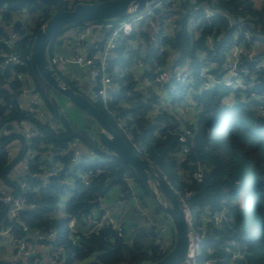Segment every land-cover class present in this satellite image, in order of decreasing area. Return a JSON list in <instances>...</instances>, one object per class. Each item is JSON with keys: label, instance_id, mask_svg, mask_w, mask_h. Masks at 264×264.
I'll list each match as a JSON object with an SVG mask.
<instances>
[{"label": "trees", "instance_id": "trees-1", "mask_svg": "<svg viewBox=\"0 0 264 264\" xmlns=\"http://www.w3.org/2000/svg\"><path fill=\"white\" fill-rule=\"evenodd\" d=\"M97 1L105 0H0V196L9 193L12 197L21 196L23 200L22 209L13 221L8 218V209L0 204V230L11 228L18 239L27 237L30 240L37 232L43 233L48 237L44 244L62 250L64 264L154 262L165 256L161 247H165L167 253L173 245L174 236L169 246L162 242L166 216L128 165L113 155L100 154L64 123L60 122L61 127L51 123V116L58 117L30 66L32 41L49 17L59 10H71L78 3ZM161 2L163 8L156 10L153 20L173 19V31L163 45L179 59L176 65L196 75L205 67L217 78H233L225 64L232 57L236 45L234 39L249 32L251 37L247 44L252 45L250 51L256 53L254 59L257 62L249 59L247 48L237 66L242 86L234 89L222 81L212 84L209 91H203L199 88L203 80L197 75L195 84L199 83V86L182 87L180 91L184 95L192 91L196 114L189 126L193 136L187 137L186 143L180 141V134L184 133L181 124L175 126L177 121L173 117L167 120L166 109H155L162 113L153 116V104L160 105L161 102L153 90L158 78L156 70L158 63L162 61L166 66V61L158 56L159 47L154 44L153 30L141 24L122 38L114 51L111 73L118 87L115 99L107 106L102 102L93 103L133 148L145 146L142 156L162 178L167 176L183 195L192 194L196 229L200 234L206 231L201 264L208 260L213 264H264V113L259 108L264 106V66H261L264 64V0ZM205 9L213 15L206 18ZM23 12L30 13L24 23L20 19ZM191 17L197 22L196 26L190 23ZM30 18L37 23L29 24ZM52 45L50 58L55 55ZM198 51L205 53L204 59ZM13 60L17 62L15 65L11 64ZM138 61L148 67L143 71L141 81L134 72ZM26 78L33 81L48 113L52 112L49 120L42 121L32 110L15 105ZM144 80L149 97L143 95L139 86ZM66 82L70 85V81ZM158 86L163 91L169 89L165 84ZM179 103L183 104L181 98ZM189 104L190 101L185 108ZM87 120L83 127L92 129L94 122ZM25 124L33 129L29 138L18 129H23ZM77 140L91 149L80 152L83 162L79 164L73 161V154L78 151L71 148ZM14 143L18 147L13 146ZM185 146L190 148L189 156L178 159ZM93 155L108 159L98 162L91 159ZM56 162L64 163V167L58 176L48 177ZM23 163L24 176L13 177L15 168ZM98 166H105V172L93 176L85 185L81 178L84 173L80 175L77 171L83 169L86 172ZM177 166L184 172L182 175ZM22 183L27 188H23ZM132 186L141 205L151 212L154 224L150 222L143 227L135 222L129 228L127 223L114 221L121 228V235L108 221L90 235L80 231L91 225L90 220L99 222L102 219V204L106 207V202L114 204L117 201L119 194L114 193V187L121 188L124 193L131 192ZM246 193H250L253 202L247 208L243 203ZM63 201L66 207L59 213ZM209 212L226 214L221 229H215L213 225V235L206 229L205 217ZM72 219L76 220L77 227H81L79 233L71 230ZM251 224H256L253 231L249 227ZM51 235H54L53 240Z\"/></svg>", "mask_w": 264, "mask_h": 264}, {"label": "built area", "instance_id": "built-area-1", "mask_svg": "<svg viewBox=\"0 0 264 264\" xmlns=\"http://www.w3.org/2000/svg\"><path fill=\"white\" fill-rule=\"evenodd\" d=\"M163 8V2L159 1L154 5L150 6L147 10L142 13L132 15L127 17L126 19L118 22L108 21V22H92L86 25L71 27V32L68 36L71 38L77 37L78 44L82 47V44L91 36L98 34L103 37V40H99V42L104 43L103 47L95 46L93 51H87L85 54H71V55H62L55 54L52 58H50L51 64L59 69H67L70 66H80L89 69L91 78L93 79L94 86L93 88L86 92L89 97L93 98L94 102H102L105 106L109 105L116 97L118 93L117 84L114 82L112 73H111V60L115 55V49L118 47L120 40L126 36H129L135 27L140 26L141 24L148 25L153 30L155 34L154 44L158 45V56L164 58L166 61V66H163L162 61L158 63V69L156 73L158 74V78L156 82L160 84L168 85L169 89L167 91H173L176 87L180 86H188L190 83H195L196 77L193 75L194 73L188 71L187 69L176 65L175 63L179 60L177 57L175 58L167 49L164 47L163 42L168 36L171 35L173 31V19L172 17H168L163 19L162 21L155 22L153 20L155 16L156 10H160ZM204 15L206 18H209L213 13L208 9H205ZM190 23L196 26L197 22L194 18H190ZM249 32L245 33L244 38L246 40H250ZM242 42L239 45H243ZM236 45L235 47H238ZM80 47V48H81ZM157 47V46H156ZM238 48H235V51L232 53V57L226 62L225 68L233 74V78L229 76H223L219 80L214 77V74L211 69L205 68L206 71L203 73V78H201L204 82L202 87L203 91H209L212 87V84H216L217 81H220L217 84H221L223 82L226 85L233 86L234 83L238 84V87L242 86V82L240 80V75L237 72V66L240 62L241 58L245 55V51H239ZM17 62L15 60L11 61L12 65H15ZM137 68L143 69L144 63L138 61L136 64ZM147 66V65H146ZM141 81V77H138ZM235 78V79H234ZM24 79V78H23ZM145 81V80H144ZM223 81V82H222ZM229 81L231 83L229 84ZM141 82L139 84L140 88ZM76 88H79L80 85L74 83ZM166 91V92H167ZM176 92V91H175ZM30 99V100H28ZM28 102H30L29 107H27ZM15 105L20 109H30L34 112L35 116L42 121L49 120V115L47 114V107L43 99L36 93V89L34 83L31 79H25V85L19 92L18 96L15 99ZM264 113V106L259 107ZM141 156L144 148L141 146L138 148H134ZM143 157V156H142ZM144 158V157H143ZM145 159V158H144ZM73 161L77 164L83 162L81 155L78 152H74ZM64 167V163L56 162L54 166L51 167L48 172V177L58 176L59 171ZM152 167V166H151ZM155 169L154 167H152ZM106 167L98 166L96 169H89L86 172L84 170L77 171V174L82 175V182L85 185H88L93 176H98L105 172ZM157 172L158 170L155 169ZM158 173V172H157ZM159 174V173H158ZM160 175V174H159ZM200 177L201 175L198 174ZM163 180L167 183V185L173 190L176 194V197L181 205L182 211L187 219L188 227H189V244H188V254L185 261L181 264H199V260L201 259L202 249L205 246V234H200L196 227L197 222L193 217V212L191 208L192 202V194L186 193L183 195L180 191L174 188L173 184L170 180H168L167 176H164ZM21 186L23 188H27L25 183H22ZM0 204L8 209V218L13 221L16 220L19 210L22 209L23 200L22 197H12L9 193H6L0 196ZM66 204L65 201L61 204L60 209L62 211L65 209ZM102 208V206H101ZM91 219V218H89ZM113 224V226L117 229L119 235H121L122 230L120 227L116 225L113 220L108 221ZM92 229L86 233V235H90L91 233L96 232L103 222L92 221L90 220ZM70 228L73 232H76L77 222L72 219L70 221ZM9 235L13 246L14 251L17 254V258L14 259L12 264H64L65 255L63 254L60 248H50V246L44 244V241L48 239L46 235L43 233H36V235H32V238L37 239L38 241L43 242L44 247H46L47 254H35L33 253L32 248V240L27 237L23 239H18L12 232L11 228H7L5 230H0V239L2 236ZM50 239H54V235L50 236ZM163 254L166 253V248H160ZM39 256H42L40 259ZM38 257V258H37ZM204 264H213L211 260L205 261Z\"/></svg>", "mask_w": 264, "mask_h": 264}, {"label": "water", "instance_id": "water-1", "mask_svg": "<svg viewBox=\"0 0 264 264\" xmlns=\"http://www.w3.org/2000/svg\"><path fill=\"white\" fill-rule=\"evenodd\" d=\"M161 0H105L94 3H78L71 10H59L49 17L36 32L30 50V66L36 82L54 110L60 122L73 134L103 155H113L128 165L146 187L157 208L165 215L174 230L171 249L161 259L142 264H181L188 254L189 227L181 205L173 190L149 163L124 139V137L99 112L86 92L73 88L63 80L59 69L50 61L51 45L71 27L92 22L122 21L139 14ZM71 106L92 120L95 126L85 128L71 119L61 102Z\"/></svg>", "mask_w": 264, "mask_h": 264}, {"label": "rangeland", "instance_id": "rangeland-1", "mask_svg": "<svg viewBox=\"0 0 264 264\" xmlns=\"http://www.w3.org/2000/svg\"><path fill=\"white\" fill-rule=\"evenodd\" d=\"M257 1H261V0H257ZM257 3H259V2H257ZM28 15H30V13H25V12H23V13H20V19H22V22L24 23L25 22V17L26 16H28ZM28 18V17H27ZM35 23H37L36 22V20L34 19V18H30L29 19V24H32V25H35ZM145 26V25H144ZM146 26H148L147 24H146ZM70 32H71V29H69V30H67V31H65L59 38H58V40H60L61 38H63V37H65L66 35H69L70 34ZM234 41H235V44L236 45H239V44H241L242 42L244 43L243 45H239L238 47H233L234 48V50H233V52L235 51V48H238V50L239 51H246L247 50V48H249L248 50L250 51V46H252V45H250V43L249 44H247L248 43V40H246L245 38H244V36L243 35H240V36H237L235 39H234ZM77 42H78V38L77 37H74V38H71L70 39V41L68 42L70 45H73V44H77ZM56 45H57V43H56V41L54 42V44L52 45V50H54V48L56 47ZM235 45V46H236ZM256 47V46H255ZM239 51L237 52V53H239ZM232 52V53H233ZM82 53L83 54H85L86 53V45L84 44L83 46H82ZM198 54L199 55H202V56H200L201 57V59H204L205 58V53L203 52V51H198ZM256 56V53H254V52H252V51H250L249 52V59L252 61V62H257L256 60L257 59H254V57ZM264 62V61H263ZM260 64H262V61L260 62ZM144 66H146L145 64H144ZM225 66H226V64H225ZM261 66H264V64H262ZM68 69V68H67ZM72 72H75V71H78V69H79V67H77V66H70V68H69ZM68 69V70H69ZM204 71H206V69H205V67H202L201 69H199V73H197V75H199L201 78H203V73H204ZM194 73V72H193ZM59 74L64 78V74H65V72L64 71H59ZM214 74V77L215 78H217V76L215 75V73H213ZM194 76H197L195 73L193 74ZM220 78H218V80H219ZM200 81H201V79H200ZM204 82V81H203ZM220 81H217V83H219ZM70 83V85L73 87V88H76L75 87V85H74V82L72 83V82H69ZM231 83V81H229V84ZM145 84V81L141 84V86L143 87V88H141L142 89V93H144L143 95H146L147 97H149V93H147L146 92V90H145V86H146V84ZM151 84V83H150ZM193 84H195V83H190L188 86H180V85H178L179 87H176V89H174L173 91H163L158 85V83L156 82V84H153V90L155 91V93L160 97V105H156V104H153V108H151V109H154L153 111H154V113L155 114H153V116H157V115H159L160 113H162V111H160V112H158V111H156L155 109H161V110H163V109H166L167 110V120H171V118L173 117V119L174 120H176L177 121V123L175 122V126L176 125H179V123L181 124L180 126H181V128H182V131L184 132V133H182V134H180V141H182V142H185L186 143V141H187V137H191V136H193V132H192V130L189 128V126H191L192 125V123L194 122L193 120H194V116H195V114H196V112H195V109H194V107H193V104H192V101H193V97H192V94H191V90H189V92H187L185 95L184 94H182V92L180 91V89L182 88V87H191V85H193ZM196 86L198 85H200L199 83H196L195 84ZM195 86V87H196ZM234 89L235 88H237L238 87V84L237 83H234L233 84V86H232ZM200 89H205V87H202V85H200V87H199ZM207 89V88H206ZM205 89V90H206ZM77 90H79V91H81L82 92V90L81 89H77ZM176 91V92H175ZM89 97V96H88ZM180 98H181V100H183V104L181 105L180 103H179V100H180ZM90 99L93 101V98H91L90 97ZM152 99V98H151ZM28 100H30V99H28ZM44 101V100H43ZM188 101H190V103L191 104H189V107L188 108H185L186 106H187V104H188ZM149 103H151V101L149 100ZM29 105H30V102H28V104H27V107H29ZM61 105L63 106V108H64V110H65V112L67 113V115L71 118V119H73L74 121H76L78 124H80V125H86L87 123H88V120H87V118L85 117V116H83V114L80 112V111H78L76 108H74L73 106H71L66 100H61ZM50 112V111H49ZM159 113V114H158ZM48 115H53L52 114V112H50V113H47ZM155 116V117H156ZM50 120H51V123L54 125V126H60V124H58V125H56L55 124V121H54V117L53 116H51L50 117ZM172 122H174L173 120H172ZM61 127V126H60ZM19 129V128H18ZM11 131H9V133H10ZM29 133L28 134H26L27 135V137L29 138V136H31L32 134H33V129H30L29 131H28ZM78 141V140H77ZM77 141H75L73 144H72V146H74L75 144H77V143H79V141L77 142ZM82 144H84L83 142H81ZM85 149L87 148H89L90 149V147L88 146V145H86V144H84V146H83ZM142 148H144L145 149V146H141ZM11 150H10V152H12L13 151V147H11L10 148ZM75 150V149H74ZM91 150V149H90ZM89 150V151H90ZM78 151V150H77ZM190 152V148L188 147V146H185L184 147V151L183 152H181V153H179L178 154V159H183L184 160V158L186 157V155L187 156H189L188 154H190L189 153ZM79 154H80V152H78ZM90 156V155H89ZM91 159L92 160H95V161H98V162H106L107 161V159H108V157L107 156H97V155H93L92 157H91ZM152 165V164H151ZM20 166V165H19ZM19 166H17L16 168H15V170L19 167ZM23 167H25L24 166V163H23ZM179 167L177 166V169H178ZM26 169V168H25ZM156 169V168H155ZM176 169V170H177ZM81 170H83V169H81ZM179 170V169H178ZM180 171V170H179ZM25 172L26 171H24V173L22 174V176H24V174H25ZM158 172V171H157ZM184 172L183 171H180V174L182 175ZM13 176H15L14 174H13ZM21 175H20V177H22ZM16 178V177H15ZM119 186V185H118ZM120 187V186H119ZM38 189V188H37ZM114 189V193H118L119 194V198L121 197H123L124 199H121L120 198V200H119V198L117 199V201L115 202V204L116 205H114V204H110V202L108 201V202H106V204H107V208L105 207V209L106 210H108L109 208H110V205H111V210H112V213L113 214H117V215H119V212H120V214H123V211H124V216L125 217H127V218H132V219H134L135 221H134V224H135V222L137 223V224H139V226H143V227H146L150 222H151V224H154V222H153V218H152V214H151V212H149L145 207H143L142 205H141V202L139 201V199L137 198V194L134 192L135 191V189H134V187L132 186L131 188H129L130 190H131V192H129V191H125L124 193L121 191V188H118V187H114L113 188ZM117 194V195H118ZM244 207H246L247 208V206H250V205H252V198H251V196H250V193H246L244 196ZM119 204H121L122 206H124V208H123V210H121V205H119ZM149 204H150V206H152V203L149 201ZM101 205V204H100ZM102 206V205H101ZM103 207V206H102ZM120 207V208H119ZM101 208V207H100ZM139 211V212H138ZM126 212V213H125ZM133 212H135V213H133ZM136 212H138V213H136ZM131 213H133L134 214V216L132 217L131 216ZM210 213V212H209ZM142 215H143V217H145L144 219H142ZM163 215V214H162ZM225 216H226V214L224 213H220V214H218V213H213V214H208L206 217H205V221H206V223H207V225H206V229L207 230H210L211 232H212V235L213 234H215V231H214V229H212V227H213V225L215 226V229L216 228H218V229H221L222 227H223V222H224V220H225ZM165 219L166 220H168V218L167 217H165ZM214 222V223H213ZM122 223V222H121ZM151 224L148 226V227H151ZM252 230L251 231H253V230H255V228H256V224H251L250 226H249ZM142 229H147V228H142ZM212 229V230H211ZM155 233V232H154ZM202 263V261H201V259L199 260V264H201Z\"/></svg>", "mask_w": 264, "mask_h": 264}, {"label": "crops", "instance_id": "crops-1", "mask_svg": "<svg viewBox=\"0 0 264 264\" xmlns=\"http://www.w3.org/2000/svg\"><path fill=\"white\" fill-rule=\"evenodd\" d=\"M71 37L66 35L65 37L61 38L60 40H58V43L56 45V47L54 48L53 50V54H62V55H71V54H79V53H82V47L79 46V44H73V45H70L68 42L70 41ZM99 40H103V37L101 35H98V34H95L93 36H91L90 38H88L83 44L82 46L85 44L86 45V52L88 51H93L95 49V46H99L100 47H103V44L102 42H99ZM81 47V48H80ZM87 52V53H88ZM146 65V64H145ZM76 66V65H75ZM79 67L78 71H75V72H72L68 67V69H61L59 68L60 71H64L65 74H64V78L63 80L64 81H70V82H74V83H77L80 85V87L78 89H81L82 92H88L90 91L93 86H94V82H93V79L91 78V75H90V71L89 69L85 68V67H80V66H77ZM146 68H148L147 66H144L143 69H139L137 68V66L135 65L134 67V72L137 74L138 77H141L143 76V71L146 70ZM148 70V69H147ZM154 112V111H153ZM155 114V113H153ZM19 128V127H18ZM30 126L28 124H25L23 126V129H20L19 128V131H23L25 134H28L29 130H30ZM13 146H16L18 147V144L14 143ZM72 149H75L76 151L78 150V152H81V153H86V149L79 143L75 144L74 146L71 147ZM25 171V167H23V164L20 165L16 170H15V176H22V174L24 173ZM13 176V177H15ZM2 190V187L0 185V191ZM118 199V198H117ZM114 205H116L114 203ZM121 205V204H119ZM103 206V209H104V216L102 217V219L100 220L101 222H106V221H110V220H113V221H117L119 223L123 222V223H127V226L130 228L131 225L134 224V219L132 218H127L125 217L123 214H124V211H123V214H120L119 212V215L117 214H113L112 213V210H111V205H110V208L108 210L105 209V205L102 204ZM122 206V205H121ZM108 206H106L107 208ZM120 208V207H119ZM124 206L121 207V210H123ZM62 212V209H59V213ZM126 213V212H125ZM135 213V212H133ZM131 213V216L133 217L134 214ZM153 218V217H152ZM79 229H81V227H77L76 228V232L79 233ZM92 227L89 226V227H85V228H82V230H80L81 232H85L88 233L89 230H91ZM164 231L165 234H164V238L162 239V242H164V244L166 246H169L170 245V242H171V239L172 237L174 236V230L172 228V225L169 221V219L167 221H165V225H164ZM32 242V248H33V253L39 255V254H47L46 253V247H44V244H42L43 242L41 241H38L37 239H34L33 237V240L31 241ZM17 258V254L15 253L14 251V246H13V243H12V240L10 238L9 235H5V236H2L1 239H0V262L4 263V264H12L14 262V259Z\"/></svg>", "mask_w": 264, "mask_h": 264}]
</instances>
